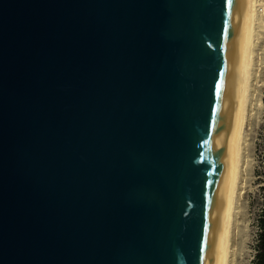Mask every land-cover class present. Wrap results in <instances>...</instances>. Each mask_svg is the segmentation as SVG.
Listing matches in <instances>:
<instances>
[{"label":"water","instance_id":"95a60500","mask_svg":"<svg viewBox=\"0 0 264 264\" xmlns=\"http://www.w3.org/2000/svg\"><path fill=\"white\" fill-rule=\"evenodd\" d=\"M250 0H0V264H222Z\"/></svg>","mask_w":264,"mask_h":264},{"label":"rangeland","instance_id":"374dc122","mask_svg":"<svg viewBox=\"0 0 264 264\" xmlns=\"http://www.w3.org/2000/svg\"><path fill=\"white\" fill-rule=\"evenodd\" d=\"M256 67L244 146V190L238 204L231 264H255L259 253L264 212V33L256 51Z\"/></svg>","mask_w":264,"mask_h":264},{"label":"bare ground","instance_id":"6f19581e","mask_svg":"<svg viewBox=\"0 0 264 264\" xmlns=\"http://www.w3.org/2000/svg\"><path fill=\"white\" fill-rule=\"evenodd\" d=\"M259 5L264 6V0H250V22L247 40L246 61L244 81L241 97V109L239 116V132L236 150V173L233 189L227 204L224 226L227 230V241L222 264H231L233 237L235 231V222L238 213V204L244 190L243 167H244V146L246 141V127L249 121L250 104L253 95V81L256 71V51L259 40L264 33V7L259 9ZM256 67V68H255Z\"/></svg>","mask_w":264,"mask_h":264},{"label":"trees","instance_id":"16d2710c","mask_svg":"<svg viewBox=\"0 0 264 264\" xmlns=\"http://www.w3.org/2000/svg\"><path fill=\"white\" fill-rule=\"evenodd\" d=\"M260 229H261V233L259 236V253L257 256V260L255 262V264H264V212L262 215V218L260 219Z\"/></svg>","mask_w":264,"mask_h":264}]
</instances>
